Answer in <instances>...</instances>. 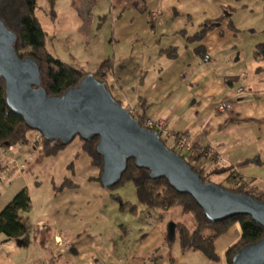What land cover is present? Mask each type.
Returning <instances> with one entry per match:
<instances>
[{
    "label": "rangeland",
    "instance_id": "374dc122",
    "mask_svg": "<svg viewBox=\"0 0 264 264\" xmlns=\"http://www.w3.org/2000/svg\"><path fill=\"white\" fill-rule=\"evenodd\" d=\"M225 6L236 8L237 19L233 20L239 31L226 27L210 30L202 43L211 48L212 59L203 61L193 54L198 43H187L180 31L186 29L188 36L195 34L201 24L222 13ZM36 16L49 33V51L70 65L92 72L106 59L123 63L142 58L147 80L165 83L168 88L156 97L154 107L147 112L149 118L158 107L185 96L191 89L196 95L183 112L190 113L192 108L198 111L205 101L200 89L210 84L209 78L194 82L202 70L224 84L230 80L232 92L240 87L255 89L254 82L262 81L264 86V58L256 55L264 46V0H37ZM172 45L180 48L176 61L159 55L161 49ZM107 80L111 83L110 78ZM135 89L132 86L127 90L133 102ZM112 94L119 99L116 92ZM212 98L216 100L218 95ZM33 132L31 143L40 147L38 132ZM167 145L172 147L169 141ZM28 160L31 170H25L23 176L15 175L10 182L0 181V211L23 188H27L32 202L31 211L23 214L28 241L8 240L0 234V264H21L26 257L31 258V264H39L41 259L50 262L51 257L55 258L54 264H67L66 257L55 250V235L67 244L75 239L78 251L90 248L94 257H105L107 264H135L137 258L162 250V242L173 251L177 249L180 241L173 235L170 223L192 224V216L180 209L144 207L133 182L110 189L96 181L100 169L92 164L80 137L56 155L46 156L35 150ZM252 163L251 167L255 166ZM254 170L264 178V166L250 173ZM223 177L214 176L213 181ZM65 179L77 186L60 189ZM256 183L262 185L261 180ZM119 197L136 210L122 208Z\"/></svg>",
    "mask_w": 264,
    "mask_h": 264
},
{
    "label": "water",
    "instance_id": "95a60500",
    "mask_svg": "<svg viewBox=\"0 0 264 264\" xmlns=\"http://www.w3.org/2000/svg\"><path fill=\"white\" fill-rule=\"evenodd\" d=\"M17 35L0 19V78L7 102L27 125L46 140L69 145L76 137H99L96 151L103 158L101 183L113 188L122 179L128 160L149 170L151 179L166 178L177 192L190 195L212 222L237 215L250 216L264 228V202L213 182L171 150L156 131L144 128L93 74L61 96H49L42 84L40 66L32 57L21 58ZM264 55V49L262 50ZM176 236V223H170ZM232 264H264V237L242 247Z\"/></svg>",
    "mask_w": 264,
    "mask_h": 264
},
{
    "label": "trees",
    "instance_id": "16d2710c",
    "mask_svg": "<svg viewBox=\"0 0 264 264\" xmlns=\"http://www.w3.org/2000/svg\"><path fill=\"white\" fill-rule=\"evenodd\" d=\"M36 8L37 0H0V19L4 21L11 31L16 33V50L19 56L23 59L32 57L37 61L41 70L42 84L48 95H63L69 88L77 86L89 74H93L96 79L106 83L111 91L112 85H109L107 79L115 74V59L104 60L94 72L63 62L49 51L47 46L48 35L36 16ZM213 29H216V27L211 24L204 28L201 25V29L189 37L188 41L191 43L202 41ZM194 52L204 61L210 59L204 44L196 46ZM164 54L169 59H176L179 55L178 47L171 46L164 50ZM116 100L120 104L124 102ZM31 131L36 130L29 127L25 119L10 108L7 102L5 82L0 78V145L27 144L30 141L28 133ZM99 140V137H93L88 141H82L83 149L90 156L92 164L100 169L99 175L94 179L101 183L103 158L96 151ZM163 140L167 145V141ZM37 144L43 145L41 153L46 156L56 155L60 150L68 146L60 142L53 143V141L46 140L42 134ZM169 148L178 153L183 159H186V153H179L172 147ZM194 159L198 160L199 157ZM248 162L249 160H246L242 164H247ZM188 163L194 171L198 170L196 165L189 161ZM217 175H224V177L221 181L214 182L213 177ZM200 176L202 181L206 183L213 182L228 190L245 193L264 202V190L257 185H253L252 181L237 174L235 167L232 165H223L217 168L210 166L200 172ZM124 182L134 183L138 200L144 207L166 211L180 209L184 214L192 216L191 226L176 223V235L183 252L189 250L199 251L208 259L217 262L219 261V256L216 252V240L228 232L235 224H239L241 229L240 239L225 252L227 264H232L234 255L242 247L256 243L264 237V228L250 216L237 215L219 222L210 221L203 209L190 195L177 192L170 186L166 178L151 179L149 170L138 167L134 159L128 160L127 169L123 173L121 181L113 188ZM72 186L75 187L77 185L73 184L71 180L65 179L60 189ZM118 200L121 202L122 208L130 207L133 212L136 210L129 202H122L120 197ZM31 209L32 202L29 192L27 188H23L0 211V234H4L8 240L26 238V241H28V227L24 222L23 214L29 213Z\"/></svg>",
    "mask_w": 264,
    "mask_h": 264
},
{
    "label": "crops",
    "instance_id": "0c3cea01",
    "mask_svg": "<svg viewBox=\"0 0 264 264\" xmlns=\"http://www.w3.org/2000/svg\"><path fill=\"white\" fill-rule=\"evenodd\" d=\"M45 31L47 32V30ZM180 33L187 43L203 44V40L194 43L189 42L188 38L194 34L188 36L186 29L181 30ZM47 35H49L48 32ZM172 46L178 47V58L170 59L176 61L180 57V48L176 45ZM205 46L210 57L208 61H210L212 59L210 56L211 48L207 45ZM169 47L171 46L161 49L159 55L166 56L164 50ZM193 54L196 55L195 52ZM197 57L200 58L199 56ZM145 68L142 58H131L123 63L116 62L115 74L110 77L111 83L109 85H112V93L116 92L119 96L118 100L126 101L139 109L141 114L148 116L147 112L154 107L156 97H161L162 94L168 91V88L165 83L160 85L155 82H149L146 78V72L148 75V71ZM144 71L146 72L144 73ZM207 74V70H202L197 77H194V82H201L205 78L210 79V84H204L200 89V97L205 101L198 111L197 108H192L189 111L190 113L183 112L186 104L196 95L191 89L187 91L185 96L176 97L172 102H167L163 106L158 107L151 118L166 119L173 131L194 135L198 146L214 148L218 155L225 160V166H234L237 174L252 181L253 185H257L256 181L261 180L262 185L259 184L260 186H257L264 190V178H259L257 176L258 172H255V170L252 174L250 173L253 169L264 166V86L261 87L262 81L254 82L253 86L255 89L246 88L245 94L231 100V108L229 110L220 112L216 109V106L224 98L232 99L231 96L234 94V91L232 92L233 84L230 80H227L224 84L213 75L209 74V77ZM132 86L137 87L133 92L135 102L130 98V92H127ZM229 89H231V92L228 91ZM197 95H199L198 92ZM216 95H218V98L215 100L212 97ZM246 95L250 98H244ZM226 96H229V98ZM194 103H197V100ZM28 137L30 141L27 144H15L12 151H8V145H0V151L5 152V155H2L3 152L0 153V176H4L2 183L10 182L11 179L14 180L15 175L23 176L25 170H31L28 159L32 158L33 151L39 150L41 152V150L40 147H36L37 145L35 146L31 143L32 139L35 138L33 131L28 133ZM246 160H249V162L242 164ZM251 163L255 166L251 167ZM3 172L4 174H2ZM222 179L220 178L217 182ZM240 236L241 232L238 229V225L235 224L228 232L216 240V252L219 256V261L217 262L208 259L199 251L189 250L183 252L180 242L174 251L169 247H165L166 242H162L160 247L162 250H155L146 256L137 258L135 264H227L225 252L240 239ZM53 240L56 247L55 250L60 251L61 255L66 257L67 264H107L105 257H94V252L90 248H81V253H79L80 251L75 247V239L71 240L70 244H67L61 236L55 235ZM30 260L31 258L26 257L21 264H31ZM56 261L58 262V259ZM53 262H55V258L51 257L50 262L49 259L46 261L41 259L39 264H54Z\"/></svg>",
    "mask_w": 264,
    "mask_h": 264
},
{
    "label": "built area",
    "instance_id": "2783aa9c",
    "mask_svg": "<svg viewBox=\"0 0 264 264\" xmlns=\"http://www.w3.org/2000/svg\"><path fill=\"white\" fill-rule=\"evenodd\" d=\"M246 93V89L243 87L238 88L231 96L232 99L221 100L216 109L220 112L227 111L231 108V100ZM122 106L129 111V113L140 123L144 128L156 131L162 139L172 143V148L179 153H186V161L193 163L198 167L197 172L200 173L204 169L213 167H221L225 165V160L220 157L217 151L210 146H198L196 137L188 133H178L173 131L168 124L166 119H153L141 114L139 109L130 105L126 101L123 102ZM41 138V134L38 133L37 140ZM38 147V146H37ZM8 151L14 149V145H8ZM3 151H0L2 153ZM2 155H5L3 152ZM199 157V159H194ZM4 174V172L2 173ZM4 179V176H0V181Z\"/></svg>",
    "mask_w": 264,
    "mask_h": 264
},
{
    "label": "flooded vegetation",
    "instance_id": "af4514ba",
    "mask_svg": "<svg viewBox=\"0 0 264 264\" xmlns=\"http://www.w3.org/2000/svg\"><path fill=\"white\" fill-rule=\"evenodd\" d=\"M236 2H242L239 0H234ZM236 8L231 7V6H225L223 8L222 13H220L218 16L212 17L207 19L203 24H202V28L207 27L208 24H211L213 26H215L216 28H227V30L229 31H236L238 32L239 29L237 28L235 21L233 19H237L236 18ZM201 28V27H200ZM237 34V33H236ZM264 49V46H260L259 50L256 51V55L257 56H262L264 58V55L262 54V50Z\"/></svg>",
    "mask_w": 264,
    "mask_h": 264
},
{
    "label": "bare ground",
    "instance_id": "6f19581e",
    "mask_svg": "<svg viewBox=\"0 0 264 264\" xmlns=\"http://www.w3.org/2000/svg\"><path fill=\"white\" fill-rule=\"evenodd\" d=\"M40 147L42 148V145H40Z\"/></svg>",
    "mask_w": 264,
    "mask_h": 264
}]
</instances>
